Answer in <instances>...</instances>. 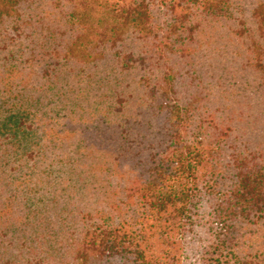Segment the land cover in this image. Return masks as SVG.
Returning a JSON list of instances; mask_svg holds the SVG:
<instances>
[{
	"label": "trees",
	"instance_id": "1",
	"mask_svg": "<svg viewBox=\"0 0 264 264\" xmlns=\"http://www.w3.org/2000/svg\"><path fill=\"white\" fill-rule=\"evenodd\" d=\"M217 25L245 45L239 77L264 85V0H0V134L16 114L25 125L40 99L28 89L62 95V80L83 77V108L64 106L83 200L80 183L70 198L50 177L49 202L18 206L1 184L0 264H264L250 230L264 221L261 141L221 164L226 137L247 131L229 124L247 115L230 101L252 96L217 74L230 62L204 39Z\"/></svg>",
	"mask_w": 264,
	"mask_h": 264
},
{
	"label": "rangeland",
	"instance_id": "2",
	"mask_svg": "<svg viewBox=\"0 0 264 264\" xmlns=\"http://www.w3.org/2000/svg\"><path fill=\"white\" fill-rule=\"evenodd\" d=\"M227 32V26L217 25L215 31L206 33L204 36V39L208 42L212 39L209 36L212 34L214 36V42L218 46H221L219 50L226 52L225 61H230L228 66L220 68L217 74L225 77L226 81L235 90L244 92V94L251 91L248 94L252 97L251 99H247V101L251 102L249 105L243 101L241 93L237 95L240 99L239 103L235 102L233 98L230 101V111L231 108L247 111V115L243 113L240 118L233 115L229 119V124L232 127L245 125L247 131L243 133L239 128H234V131L226 137V141L232 144L227 147L225 156L221 161L223 166L227 159L233 160L234 157L242 156L249 158L251 156L250 151L256 154L257 151L253 150L257 147L255 145L256 142L261 141L260 149L264 152V85L261 84L262 78L259 75H255V73L259 74V72L250 69L245 71V76L247 77H239L243 75V73L240 74V63L243 57L238 56L234 60L233 49L238 47L237 49L243 50L245 45L242 48L238 46V43L234 44L233 47L227 45V43H230L226 40ZM262 42L264 43V39H262ZM206 48L208 54L212 53L210 49L212 50L213 48L210 44ZM236 62L238 64L233 66ZM216 71L215 69L214 72ZM230 74L231 76L238 75L237 80L236 77L231 78ZM71 78L68 77V79L65 78L61 81L68 89L62 95L55 93L51 96H45L44 91L50 93V90H54L51 88L48 89V87L39 90H36L37 87L35 90L28 89L30 95L34 96V94H37L40 99L27 104L28 112L33 113L30 114L27 112L29 115L24 120L25 125L17 124L19 114H16L18 117L12 116L9 118L8 123L2 127L4 132L0 134V175L2 176L0 177V187H2L1 184L7 182L5 184L6 186L4 185L7 190L3 186L4 190L7 193L8 189L15 190L14 195L18 206H22V203H24L26 206L37 204V206L41 207L43 203L49 202V198L53 195L51 192L52 189L45 184L44 180L50 177H55L57 182L64 181L69 185L63 194H70V198H73V195L76 196L73 194V186L80 183L82 192L80 198L83 200V181L80 180V176H83V160L80 159L82 156L80 152L83 153V151L78 152L74 148V140L80 133L74 131L73 126L75 124H72L70 127L69 119L65 115V107L69 106L74 99L77 100L76 107L81 104L83 108V77L77 75L75 79ZM254 83L255 85L253 86ZM56 84L58 86L60 82L57 81ZM136 87L134 83H131V89L134 90ZM230 90L231 88L227 91ZM215 104L213 103L211 106ZM62 105L63 108H60ZM229 109L226 114L229 113ZM15 110L17 112L18 109L15 108ZM242 117L245 118V121L238 122V119ZM72 123L74 122L72 121ZM235 134L238 137L233 141L230 138ZM80 139L81 145L79 149L83 150V138ZM72 157H75V162H73L74 158ZM232 170L234 169L231 168ZM20 186H23L25 189L20 191ZM36 198L42 199L43 201H39ZM22 215L23 219L34 220L30 216L24 215V213L19 214V216ZM250 230L259 236L258 242L261 245L257 249V254L259 257H262L264 252V221H262V218H258L256 222H251ZM255 249L256 246L251 245L250 250Z\"/></svg>",
	"mask_w": 264,
	"mask_h": 264
}]
</instances>
